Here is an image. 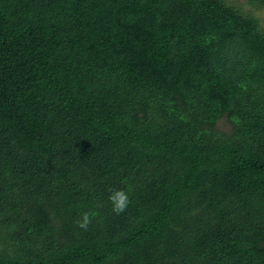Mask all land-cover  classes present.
I'll return each instance as SVG.
<instances>
[{
  "label": "trees",
  "instance_id": "1",
  "mask_svg": "<svg viewBox=\"0 0 264 264\" xmlns=\"http://www.w3.org/2000/svg\"><path fill=\"white\" fill-rule=\"evenodd\" d=\"M240 3L0 0V264H264V0Z\"/></svg>",
  "mask_w": 264,
  "mask_h": 264
},
{
  "label": "clouds",
  "instance_id": "2",
  "mask_svg": "<svg viewBox=\"0 0 264 264\" xmlns=\"http://www.w3.org/2000/svg\"><path fill=\"white\" fill-rule=\"evenodd\" d=\"M108 199L112 204V211L116 214L124 212L130 204L129 193L123 189L111 191ZM92 215L88 212L82 213L81 218L75 222L76 225L87 230L88 225L91 223Z\"/></svg>",
  "mask_w": 264,
  "mask_h": 264
},
{
  "label": "rangeland",
  "instance_id": "3",
  "mask_svg": "<svg viewBox=\"0 0 264 264\" xmlns=\"http://www.w3.org/2000/svg\"><path fill=\"white\" fill-rule=\"evenodd\" d=\"M226 1L228 4H232V3L241 4L240 3L241 0H226ZM255 14L260 17V19L262 20V23H263V27H264V10H261V12H257Z\"/></svg>",
  "mask_w": 264,
  "mask_h": 264
}]
</instances>
